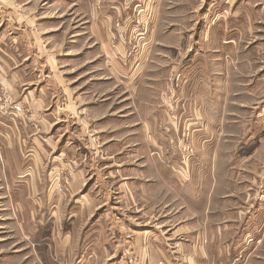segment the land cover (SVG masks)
<instances>
[{
  "label": "rangeland",
  "instance_id": "374dc122",
  "mask_svg": "<svg viewBox=\"0 0 264 264\" xmlns=\"http://www.w3.org/2000/svg\"><path fill=\"white\" fill-rule=\"evenodd\" d=\"M102 1L0 0V5L15 18L26 9L61 21L59 45L74 28L85 32L91 13L110 12L108 40L116 66L108 75L104 70L109 80L96 94L108 93L111 109L120 110V123L114 117L110 121L120 131L115 137L110 132V138H119L120 146L110 144L107 156L120 159L125 167L121 177L129 181L110 180L109 203L121 194L132 208L131 223L162 226L167 234L177 231L182 221L190 222V231L200 230L206 248L197 264H264V0H119V21L112 18L116 9H106ZM85 38H78L79 44ZM59 45L57 51L63 49ZM82 62L72 61L67 74L81 76L100 67L94 62L80 68ZM16 105L21 109L15 110ZM12 120L34 130L29 132L25 157L39 156L49 164L53 157H44L40 150L46 143L55 146L51 132L0 85V122L7 125ZM85 134L101 146L93 131ZM60 160L56 170L46 166L49 177L25 179V204L36 210L25 211L24 220L11 211L12 201L0 194V264H53L48 255L53 257L54 238L48 231L28 232L43 220L52 224L55 205L67 218L75 202L69 184L77 165ZM2 169L0 192L7 186L20 187L17 180L13 185L6 182ZM154 171L164 175L156 183ZM33 188H45L46 193L29 195ZM195 189L202 195L201 203L208 205L206 213L188 212ZM139 208L142 212H134ZM218 211L221 217H213ZM217 224L220 230L214 228ZM69 228L70 224L66 231L75 234ZM135 237L143 245L137 241L139 235ZM175 237L158 246L164 257H172L170 264H182L183 238Z\"/></svg>",
  "mask_w": 264,
  "mask_h": 264
},
{
  "label": "crops",
  "instance_id": "0c3cea01",
  "mask_svg": "<svg viewBox=\"0 0 264 264\" xmlns=\"http://www.w3.org/2000/svg\"><path fill=\"white\" fill-rule=\"evenodd\" d=\"M52 1L57 3L65 0ZM118 1H102L106 9H116L112 12L115 21L120 19V9L116 6ZM25 12L17 14L18 18H15L0 5V85L11 90L15 98H20L24 102L27 110L37 115L41 128L51 132L50 139H55V146L46 143L40 150L44 157H53L48 161L51 164H46L39 156L25 157L24 151L30 147V133L34 130L30 127L25 128L24 124L15 123L13 120L7 125L0 122V169H4L1 173L4 174L6 182L9 181L13 185V181L17 180L20 185V187L7 186L1 189L0 194L12 201L11 211L20 213L23 220L25 211H35V208L25 204V179L29 181L49 177L51 170L57 169L61 158L70 159L77 165L69 184L70 193L76 198L69 207L68 217L64 219L61 216L62 209L56 208L55 205L53 223L48 224L43 220L40 222L41 225H36L28 232L29 235L37 232L42 235L44 231H48V235L54 238L53 257L48 255V259L50 258L53 264H95L100 260L104 261L103 264H170L169 259L172 260V257L169 258V255L164 257L158 244L160 245L159 241L171 242L170 238L175 239L176 235L183 238L180 240L184 247L182 264H197L199 255L203 254L204 259L206 248L201 242L200 230L190 231V222L182 221L177 231L167 234V229L163 230L162 226L141 227L138 225V220L136 222L132 220L131 223L128 216L132 214L130 213L132 208L119 198L121 194L118 193L117 198L113 197V202L109 203L110 197L113 196L109 191L110 180L118 178L122 180L121 183L129 181L121 177L125 167L120 159L107 156L110 144L120 146L119 138H110V132L114 133L111 137L120 134L119 127L114 129L110 125L111 117L120 123V110L111 109L108 93L96 94L98 90H103L104 84L108 83L109 68L116 66L111 61L108 40L110 12L91 13L90 27L82 33H77L74 28V32H70L67 37L64 34L66 43L61 45L58 44L60 33L57 27L62 23L61 21L46 19L26 9ZM82 35L86 38L82 44H79L78 38ZM57 45L63 49L57 51ZM78 60L83 61L80 68L91 64L93 66L94 62L100 67L81 76H78L80 75L78 72L76 76L71 75L74 74L72 71L67 74L66 69L71 68L72 61ZM104 70L107 75L104 74ZM97 71L99 74L93 76ZM80 112L84 115L82 116ZM89 116L92 119L91 123L88 122ZM121 118L124 117L121 115ZM124 127L123 122L122 128ZM86 131H93L97 136L101 145L99 148L93 140L94 136H87ZM27 162L31 163L25 165ZM46 166L51 170L47 172ZM28 168L30 170L27 171ZM134 169L141 171L138 168ZM116 174H119V177H116ZM151 174L155 183L159 180V175L161 179L164 177L158 171ZM198 186L199 184L196 183L197 188ZM45 191V188L38 190L33 188L28 194L44 195ZM186 194L189 200L191 195L187 192ZM13 200L16 201L15 204ZM202 200V195L200 196V191L197 189L196 194L192 195V203H190L192 206L185 204L189 209L188 212L206 213L208 205L204 201L201 203ZM140 211L142 212V209L139 208L134 212ZM219 212L222 213L218 211L213 217L220 218ZM69 224L71 227L69 229L74 228L75 234L71 230L66 231ZM220 225L217 224V227L214 225V228L220 230ZM76 227L83 229L77 232ZM24 228L23 223L21 229L22 232L24 230L25 237ZM137 235L140 238L137 241L142 240L143 245L136 242ZM97 243L100 244L99 247H96Z\"/></svg>",
  "mask_w": 264,
  "mask_h": 264
},
{
  "label": "built area",
  "instance_id": "2783aa9c",
  "mask_svg": "<svg viewBox=\"0 0 264 264\" xmlns=\"http://www.w3.org/2000/svg\"><path fill=\"white\" fill-rule=\"evenodd\" d=\"M14 109L16 110H19V109H21V107L19 106V105H16V107H14Z\"/></svg>",
  "mask_w": 264,
  "mask_h": 264
}]
</instances>
